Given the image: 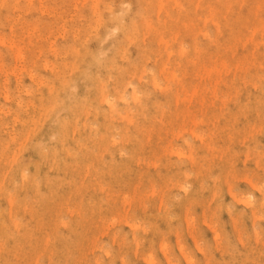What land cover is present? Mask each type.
<instances>
[{
    "label": "rangeland",
    "instance_id": "rangeland-1",
    "mask_svg": "<svg viewBox=\"0 0 264 264\" xmlns=\"http://www.w3.org/2000/svg\"><path fill=\"white\" fill-rule=\"evenodd\" d=\"M0 264H264V0H0Z\"/></svg>",
    "mask_w": 264,
    "mask_h": 264
},
{
    "label": "bare ground",
    "instance_id": "bare-ground-1",
    "mask_svg": "<svg viewBox=\"0 0 264 264\" xmlns=\"http://www.w3.org/2000/svg\"><path fill=\"white\" fill-rule=\"evenodd\" d=\"M134 97H136V96H134ZM107 98V97H106ZM103 100V99H102Z\"/></svg>",
    "mask_w": 264,
    "mask_h": 264
}]
</instances>
